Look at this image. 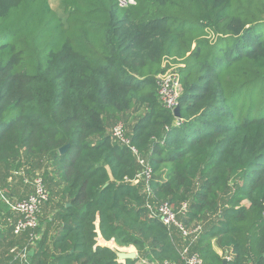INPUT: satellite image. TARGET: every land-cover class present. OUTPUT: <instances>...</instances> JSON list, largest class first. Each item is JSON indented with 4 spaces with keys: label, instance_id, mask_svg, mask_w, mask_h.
Returning a JSON list of instances; mask_svg holds the SVG:
<instances>
[{
    "label": "trees",
    "instance_id": "1",
    "mask_svg": "<svg viewBox=\"0 0 264 264\" xmlns=\"http://www.w3.org/2000/svg\"><path fill=\"white\" fill-rule=\"evenodd\" d=\"M51 1L0 0V177L39 175L50 193L38 238L11 246L30 264H184L187 247L205 264H264V0ZM167 61L180 120L158 94ZM163 203L201 232L151 218Z\"/></svg>",
    "mask_w": 264,
    "mask_h": 264
},
{
    "label": "built area",
    "instance_id": "2",
    "mask_svg": "<svg viewBox=\"0 0 264 264\" xmlns=\"http://www.w3.org/2000/svg\"><path fill=\"white\" fill-rule=\"evenodd\" d=\"M121 9H128L137 4V0H115ZM169 62H166L167 65ZM164 65V66H165ZM165 68H167L165 66ZM158 94L164 106L174 112L179 106V98L182 94L183 87L179 73L176 72V66L173 64L166 72L157 77ZM177 120H180V118ZM181 124V121H178ZM113 137L117 142L122 143L131 148L133 154L137 158L139 164L143 167V171L138 175V179L148 182L152 179L153 170L150 165L141 157L139 151L132 147L130 140L125 137L124 128L122 124L117 125L113 130ZM34 191L25 199L11 205L12 209L18 212L19 219L14 227V233L20 235L26 232H31V238L37 239L38 235L35 234L40 229V214L42 208L49 202L50 193L47 190L45 183L41 176L37 175L33 179ZM187 205L184 204L181 212L187 211ZM151 218L162 221L168 227L177 228L184 238L196 236L201 232V226L187 228L182 222L179 221V213L175 212L169 203L160 204L156 209L150 207ZM17 260L11 264H30L28 259V248H25ZM181 260L184 264H205L204 260L198 253L190 254L189 248H185L181 252ZM140 264H155L147 260H141ZM157 264H182L171 261H165Z\"/></svg>",
    "mask_w": 264,
    "mask_h": 264
},
{
    "label": "crops",
    "instance_id": "3",
    "mask_svg": "<svg viewBox=\"0 0 264 264\" xmlns=\"http://www.w3.org/2000/svg\"><path fill=\"white\" fill-rule=\"evenodd\" d=\"M32 181L25 177L23 172H15L11 177H0V264H11L14 260L21 262L18 256L25 248H28L24 247L22 249L18 245L11 246V241L14 239V236L18 238L22 235H16L14 233V227L19 219V214L12 209L11 205L25 199L34 191ZM29 185L30 187H27ZM12 228L11 233L10 230ZM97 244L98 246L108 247L114 251H116L114 247L118 250L121 248L114 240L106 241L101 236L97 238ZM123 250L116 252H123ZM128 251L132 252L133 249ZM216 251L222 255L219 249L216 248Z\"/></svg>",
    "mask_w": 264,
    "mask_h": 264
},
{
    "label": "water",
    "instance_id": "4",
    "mask_svg": "<svg viewBox=\"0 0 264 264\" xmlns=\"http://www.w3.org/2000/svg\"><path fill=\"white\" fill-rule=\"evenodd\" d=\"M181 107L177 106L176 109L174 110V115L176 116V118H180L181 116ZM69 146L64 147L63 149H61V153H64L68 150ZM117 256H118V262L124 263L127 260H135L138 257L137 252L133 251V252H117ZM227 263V259H224L223 264Z\"/></svg>",
    "mask_w": 264,
    "mask_h": 264
},
{
    "label": "rangeland",
    "instance_id": "5",
    "mask_svg": "<svg viewBox=\"0 0 264 264\" xmlns=\"http://www.w3.org/2000/svg\"><path fill=\"white\" fill-rule=\"evenodd\" d=\"M51 5H52V7H53V9L55 10V11H59V9L61 8V0H52L51 1ZM167 62H169L168 64H167V66H169V68L173 65L172 64V62L173 61H167ZM178 68H179V66H176V72L178 73ZM36 177V176H35ZM34 177V178H35ZM29 179V178H28ZM27 187H30V185L29 186H27ZM120 247V246H119ZM115 248V250L116 251H121V250H123V252H130V251H128V250H131V249H133V251H135V252H137V250L134 248V247H127V249H125V247H121L120 248V250H118V249H116V247H114ZM132 251V252H133ZM138 264H140V263H138Z\"/></svg>",
    "mask_w": 264,
    "mask_h": 264
}]
</instances>
